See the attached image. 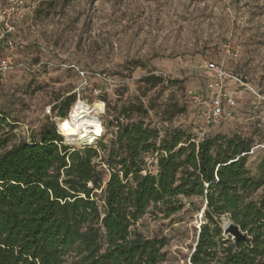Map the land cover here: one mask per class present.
Here are the masks:
<instances>
[{"label": "rangeland", "instance_id": "obj_1", "mask_svg": "<svg viewBox=\"0 0 264 264\" xmlns=\"http://www.w3.org/2000/svg\"><path fill=\"white\" fill-rule=\"evenodd\" d=\"M7 21L14 28V49L3 46L1 56L42 64L35 73L18 71L0 84V113L8 118L1 136L10 147L30 141L44 125L61 129L54 106L70 95L76 101L69 119L75 106L86 104L84 121L94 136L90 143H77L64 131V142L72 147L98 137L108 144L115 135L108 128L114 114L108 108L127 100L145 104L147 122L162 137L178 128L198 141L220 134L251 139L253 148L264 145V104L238 85L228 83L238 100L237 117L219 127H206L191 101L197 92L211 95L213 79L201 69L210 61L264 96V0H0V30ZM149 75L165 83L145 86L141 81ZM263 158L264 148L248 156L255 177ZM146 159L147 171L156 175V155ZM181 201L178 213L166 216L161 207L151 208L137 223L145 237L167 241L163 264H189L204 220L202 199ZM229 222L225 218L223 228Z\"/></svg>", "mask_w": 264, "mask_h": 264}, {"label": "trees", "instance_id": "obj_2", "mask_svg": "<svg viewBox=\"0 0 264 264\" xmlns=\"http://www.w3.org/2000/svg\"><path fill=\"white\" fill-rule=\"evenodd\" d=\"M141 82L157 87L165 80L149 75ZM75 101H58V119H69ZM108 109L114 138L77 148L55 125L10 147L1 136L8 118L0 113V264H163L167 241L145 237L137 223L151 208L178 213L181 198L204 201L189 264H264V191L255 198L264 190V158L253 176L251 139L198 141L178 128L162 137L141 100ZM148 155H156V175L147 171ZM225 218L246 241L225 237Z\"/></svg>", "mask_w": 264, "mask_h": 264}, {"label": "built area", "instance_id": "obj_3", "mask_svg": "<svg viewBox=\"0 0 264 264\" xmlns=\"http://www.w3.org/2000/svg\"><path fill=\"white\" fill-rule=\"evenodd\" d=\"M7 13L9 18L10 11ZM13 30L14 28L10 26L9 21L5 22V24H3V28L0 30V84H2L11 74H14L18 71L25 73H35L41 68L42 65L38 64L36 66H30L25 63H16L13 62L9 57L1 56L3 46H5L10 52H12L14 49V41L11 39ZM226 54L229 56L232 55V51L229 46L227 47ZM201 69L210 74L213 79L208 85L209 90L211 89L212 92L210 93L208 90L211 95L197 92L191 97V101L197 108L199 117L206 127H219L227 121L236 119L238 100L235 96L229 93L228 83H234L238 85L240 89L249 92L260 103L264 104V96L256 92L254 88H252L248 83L244 82L238 76L226 71L223 65L210 61L206 62L205 65L201 67ZM259 148H264V145L253 148L249 155L254 154V152Z\"/></svg>", "mask_w": 264, "mask_h": 264}, {"label": "bare ground", "instance_id": "obj_4", "mask_svg": "<svg viewBox=\"0 0 264 264\" xmlns=\"http://www.w3.org/2000/svg\"><path fill=\"white\" fill-rule=\"evenodd\" d=\"M89 111L90 108L86 104L80 103L75 106L70 119L62 121L60 124L61 129L66 131L69 141L77 143L92 142V138H94L93 131L89 130L88 124L84 121Z\"/></svg>", "mask_w": 264, "mask_h": 264}, {"label": "water", "instance_id": "obj_5", "mask_svg": "<svg viewBox=\"0 0 264 264\" xmlns=\"http://www.w3.org/2000/svg\"><path fill=\"white\" fill-rule=\"evenodd\" d=\"M224 235L232 237L237 245L247 240V236L242 233V231L231 222L226 224Z\"/></svg>", "mask_w": 264, "mask_h": 264}]
</instances>
